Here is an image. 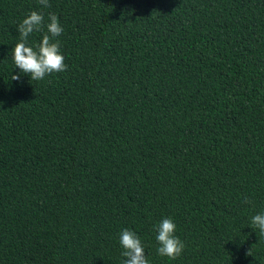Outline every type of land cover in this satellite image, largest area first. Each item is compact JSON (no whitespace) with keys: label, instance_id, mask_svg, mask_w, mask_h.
<instances>
[{"label":"trees","instance_id":"trees-1","mask_svg":"<svg viewBox=\"0 0 264 264\" xmlns=\"http://www.w3.org/2000/svg\"><path fill=\"white\" fill-rule=\"evenodd\" d=\"M31 11L64 29L41 81ZM262 212L264 0H0V264H122L123 229L149 264H264Z\"/></svg>","mask_w":264,"mask_h":264},{"label":"clouds","instance_id":"clouds-1","mask_svg":"<svg viewBox=\"0 0 264 264\" xmlns=\"http://www.w3.org/2000/svg\"><path fill=\"white\" fill-rule=\"evenodd\" d=\"M44 7H49V0H39ZM46 29V32H45ZM64 29L55 14L49 15V22L44 23V17L37 11H31L18 24L19 42L11 50V57L15 68L20 73L26 74L32 81H41L52 73L64 72L67 65L60 51V42L57 39ZM34 32H44L42 39L36 44L35 49L27 46L28 37ZM12 80H19L20 75H11ZM245 203H249L247 197ZM251 224L258 229V235L264 237V212L251 218ZM157 252L162 257L175 260L178 258L185 244L175 234L176 224L171 218H164L156 226ZM119 243L123 249L122 256L126 259L122 264H149L145 255V248L138 235L129 229H123L120 233ZM251 255V250L247 253Z\"/></svg>","mask_w":264,"mask_h":264}]
</instances>
